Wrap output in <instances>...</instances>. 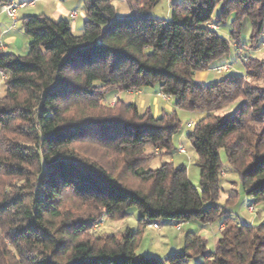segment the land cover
I'll return each instance as SVG.
<instances>
[{"label":"trees","instance_id":"1","mask_svg":"<svg viewBox=\"0 0 264 264\" xmlns=\"http://www.w3.org/2000/svg\"><path fill=\"white\" fill-rule=\"evenodd\" d=\"M83 0L75 34L67 19L29 15L25 55L0 51L6 94L0 97V264H264V222H239L218 203L224 149L252 207L264 200V58L240 53L244 71L209 84L194 76L242 46L245 19L254 51L264 41V0ZM11 0H0V10ZM219 8V10H217ZM229 23L228 30L222 29ZM227 31V32H223ZM158 86L175 108L204 113L188 132L200 168L195 186L185 165L146 166L170 153L181 130L176 109L155 115L109 90ZM233 113L221 111L231 104ZM237 197L231 195L230 199ZM137 207L139 231L96 230ZM224 216L213 250L194 232L165 257L136 252L145 228L214 222Z\"/></svg>","mask_w":264,"mask_h":264},{"label":"rangeland","instance_id":"2","mask_svg":"<svg viewBox=\"0 0 264 264\" xmlns=\"http://www.w3.org/2000/svg\"><path fill=\"white\" fill-rule=\"evenodd\" d=\"M15 4L19 5L25 3L24 6L19 7L17 12L20 18L24 12H28L30 15L45 14L52 16V13L56 9L57 0H32L35 3H31V0H14ZM66 4L69 8L74 9L80 13V9L84 7L83 0H59ZM114 5L119 17L126 16L129 13V5L125 0H114ZM33 6V7H32ZM170 9V0H160L156 7L152 10L151 14L157 17L166 18ZM219 10V8L217 9ZM79 26H83L84 20L78 15L76 20ZM71 21V23L73 22ZM13 23V22H12ZM11 23V24H12ZM20 23V21H19ZM230 24L227 23L224 28L228 30ZM224 33L227 31H223ZM77 34V33H75ZM226 34V33H225ZM251 23L249 19H245L243 31H242V43L243 45H237L233 43L231 48V55L229 58H222L214 62L211 68L208 70L210 78L204 82V84L212 83L221 79L228 72L220 73L216 71L215 67H220L223 64H230L232 71H244L245 67L239 58L240 53L243 55L253 54L259 58H264V41L260 44V47L254 51L247 46L250 42ZM30 40L29 36H27ZM19 49L14 50L17 55H25L27 53V43L24 41V36L19 35ZM26 38V36H25ZM29 42V41H28ZM239 55V56H238ZM237 66L239 68L236 69ZM203 72V71H199ZM195 74L194 80L197 83H201ZM7 86L3 74L0 72V97L6 94ZM116 98H120L126 103H136L141 110L150 108L155 115H160L163 110L171 111L176 109L177 114L181 120V130L173 137V148L170 153L160 154L159 157L154 158L146 167L147 168H159L164 162L173 161L176 166L185 165L187 167V174L189 180L199 187L200 184V168L197 165V155L193 148L191 141L188 139V132L193 128H189L188 124L194 125L204 115V113L191 112L188 110L175 108L174 99L171 98L167 101L163 98L159 92L158 86L143 87L135 92L128 90H109L105 96L104 101L113 105ZM142 101L144 103L142 104ZM237 103L223 109L221 112L224 114H230L235 111ZM183 146L186 150L185 153H181L178 149ZM220 155L223 163V173L221 178V194L218 203L229 212V215L237 219L241 223L245 224H260L264 222V200L257 203L254 206V211L250 212V206H252L253 197L247 195L243 190L237 174L231 171L227 161L226 153L224 149L220 150ZM236 194L237 197L230 199L231 195ZM128 217L120 221H111L108 218L103 219L102 222L96 227V230L100 233L121 235L127 228L132 229L134 232L139 231V211L137 207H131L128 210ZM224 221V216L217 218L214 222L209 224H202L198 221H189L181 224V229H178L175 224H172L166 219H159L157 222L160 226L159 229L154 228L151 225L147 226L141 235L139 246L136 250L138 254L146 256L165 257L173 252L182 250L184 246L185 235L188 232H194L205 237L208 240V249L211 251L214 249L217 240L221 236L219 231L220 225ZM183 244V246L181 245ZM202 258H197L193 263L201 262Z\"/></svg>","mask_w":264,"mask_h":264},{"label":"crops","instance_id":"3","mask_svg":"<svg viewBox=\"0 0 264 264\" xmlns=\"http://www.w3.org/2000/svg\"><path fill=\"white\" fill-rule=\"evenodd\" d=\"M57 1L58 2L56 5V9L52 13V16L49 15L50 17H53L55 19H67V20L73 21V20H76V18L80 14V16L82 17L83 20L86 19V11H85L84 7H82L80 9V13H79L76 10V8L71 9L66 4H64L63 2H61L59 0H57ZM11 2L15 3L14 0H11ZM32 2L33 1L31 0V3ZM74 12L77 14V16L75 18H72L70 15ZM29 15L30 14H28V12H24L23 16L20 18V16L18 15V12H17L16 23L14 24V23H12L13 22L12 18L10 16H8L5 12L0 10V51L1 52L14 53V50L19 49V40H20L19 35L24 36V41H26V43H27L26 49L28 48L29 39H28L26 33L24 32V30L22 28V20L24 19V17L29 16ZM169 15H170V10L168 11V14L166 17H168ZM19 21H20V23H19ZM72 28H73V31L77 34H81L83 31V26H79V24L77 22H74V21L72 22ZM25 36H26V38H25ZM233 66L239 70V68L237 66H235V64H233ZM196 74H197L196 76L201 81V83H204L205 81H207L210 78V74H209L208 70L203 71V72H197ZM131 92H135V91H131ZM143 103H144V101H142V104ZM222 228H223V224L220 225V228H219L220 232H221ZM181 245L183 246V244H181Z\"/></svg>","mask_w":264,"mask_h":264},{"label":"built area","instance_id":"4","mask_svg":"<svg viewBox=\"0 0 264 264\" xmlns=\"http://www.w3.org/2000/svg\"><path fill=\"white\" fill-rule=\"evenodd\" d=\"M32 3H35V2L33 1ZM24 5H25V3H21V4L17 5L15 3H13V2H10L9 4H6V5H4L2 7V11L5 12L8 16H10L12 18V20H13V23L15 24L16 23V17H17V10H18L19 7H22ZM70 16L72 18H75L77 16V14L74 12ZM231 69H232V66L230 64H225V65H222L220 67H216L215 70L220 72V73H223V72H230ZM3 77L5 78L6 76L3 75ZM162 96L167 101H169L171 99V97L169 95L162 94ZM193 125L194 124L191 122V123L188 124V127L192 128ZM178 151L181 152V153H185L186 152V150H185V148L183 146H181L178 149ZM249 209H250V212H253L255 210L254 207H252V206H250ZM152 226L154 228H157V229L160 228L158 223H154V224H152ZM176 227L178 229H181V224H177Z\"/></svg>","mask_w":264,"mask_h":264}]
</instances>
